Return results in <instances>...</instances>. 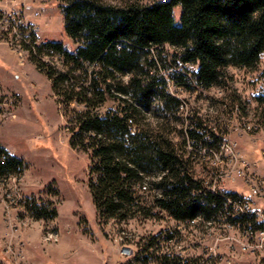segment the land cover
I'll list each match as a JSON object with an SVG mask.
<instances>
[{"label":"trees","instance_id":"obj_1","mask_svg":"<svg viewBox=\"0 0 264 264\" xmlns=\"http://www.w3.org/2000/svg\"><path fill=\"white\" fill-rule=\"evenodd\" d=\"M59 6L65 35L79 45L69 49L61 41H42L35 43V51L30 50V59L51 80L63 102L83 106L74 108L72 144L91 150V169L97 179H90V188L99 213L127 217L138 208L147 216L156 208L176 221L198 217L200 229L206 220L218 222L224 196L204 188V179L195 176L196 152H190L188 142L193 141L195 147H218L217 131L228 127L217 124L216 129L193 109L183 112L181 104L186 100L180 90L208 97L199 88L209 92L232 87L231 67L258 70L264 53V0H156L146 4L131 0L122 5L105 0H60ZM167 45L173 48L171 53ZM57 58L64 68L57 65ZM169 81L175 92L168 89ZM233 88L221 112L245 113L248 102ZM112 99L124 107L102 115L98 109ZM155 99L160 100L157 106ZM255 101L258 128L264 129V92ZM171 113H178L180 119V145L168 135ZM151 120L157 128L149 126ZM0 156H5L0 175L19 174L21 160L1 145ZM144 185L149 192L142 191ZM141 193L152 195L150 206ZM229 194L239 197L236 191ZM30 209L38 219L57 213L46 205L35 204ZM229 220L257 226L245 216ZM161 237L160 233L140 241L134 257L139 264H202L203 257L186 258L177 251L158 254L161 240H172L174 235ZM205 262L217 264L218 259L208 257Z\"/></svg>","mask_w":264,"mask_h":264},{"label":"rangeland","instance_id":"obj_2","mask_svg":"<svg viewBox=\"0 0 264 264\" xmlns=\"http://www.w3.org/2000/svg\"><path fill=\"white\" fill-rule=\"evenodd\" d=\"M105 1L122 5L131 0ZM137 1L146 4L156 0ZM59 2L0 0V9L22 12L24 23L36 24L42 41H61L69 49H74L79 43L65 35ZM179 11L178 8L177 17ZM4 30H0V145L21 160L17 169L20 177L11 184L22 193L24 202L12 210L13 219L17 222L14 238L7 234L11 228L0 208L2 259L8 264H139L134 258L135 253L132 256L123 254L124 245H129L136 252L143 238L161 233L162 239L169 234L174 238L161 240L160 247H157L158 254L175 253L185 244H192L193 247H185L184 257L199 259L212 252L216 254L217 264H256L260 261L261 255L242 250V238L235 232L227 238H220L213 234L214 228L207 236L203 234H209L208 231L204 233L203 229H198L195 236L184 237V242L180 241L178 222L159 213L156 208L151 209L147 216L138 208L133 209L127 217H110L99 213L90 188V179H97L91 169V150L72 144L74 108L83 109V106L63 102L53 91L51 80L29 56L22 57L14 49L13 35ZM165 49L169 53L173 51L170 45ZM55 61L58 66L65 67L58 58ZM229 71L233 77L232 87L223 90L212 88L208 92L209 98L189 89H181L180 93L186 100V108L193 109L213 123L219 119L226 122L231 139L250 162V168L264 177V129L259 127L256 131H244L242 127L245 123H258L254 108L255 97L264 92V53L257 71L234 67ZM163 73L169 78V72L163 70ZM232 88L248 102L245 113L221 112L223 102L229 103ZM168 89L175 92L171 81ZM158 104L160 100L155 99L154 105ZM123 107L120 100L112 99L106 101L98 111L103 115L108 110L120 111ZM169 119L168 135L180 145L178 113H171ZM150 122L152 129L157 128L153 120ZM206 167L194 163L195 176H208ZM245 179L233 174L222 179L221 185L229 191L247 195L249 188ZM0 190L5 192V185ZM141 195L150 206L152 195ZM254 201L264 208V200L257 198ZM35 204L56 209V216L36 218L30 209ZM18 241H22V246L18 249L17 244L15 249ZM11 242H14L11 247L15 250L6 249Z\"/></svg>","mask_w":264,"mask_h":264},{"label":"built area","instance_id":"obj_3","mask_svg":"<svg viewBox=\"0 0 264 264\" xmlns=\"http://www.w3.org/2000/svg\"><path fill=\"white\" fill-rule=\"evenodd\" d=\"M1 29H5L8 33L13 35L12 45H14V49L18 51L22 57H24V55L30 57V50L32 49L35 51V43L42 42L39 37L36 24L24 23V15L22 12L15 9L12 11L0 9V30ZM1 33L5 32L1 31ZM194 84L196 85V82H194ZM199 91L204 93V95L208 93L202 88H199ZM217 124H220L222 128L223 126L228 127L226 126L227 123H223L222 119L213 123L215 128L217 127ZM242 127L244 131L258 130V124L245 123ZM229 130L230 128H227V131H217V134L220 137L218 147L207 145L195 147L193 141H189L188 149L190 152H196L194 157L198 163L207 166L208 176L206 175L201 177L204 179V188L210 189L216 193H221L224 196L223 206L218 212V227L213 229V234H217L220 238H227L235 232L242 238H240L242 250L251 251L261 255L262 258L256 264H264V208L256 204L254 201L257 198L264 200V177L259 176L253 169L250 168V162L245 159L242 152L231 139V131ZM4 161L5 156H0V162L4 163ZM219 167H228V174H219ZM233 174L246 178L245 182L249 188V194L242 195L239 193V197H233L229 194V190L225 189L221 185L222 179L224 180ZM19 177L20 174H12L10 176L0 175V185H5V192L0 194V208L3 209L5 221L8 222V226L11 228L10 231H7V234L11 235V238H14L12 237L15 236L13 231L17 226V222L13 219L12 210L19 207V205L24 202L22 193H20L19 190L16 191V187L13 188V184H11L12 181L16 183ZM142 191L149 192V190H147V185L146 188H142ZM246 208L257 209V216H246ZM160 213L164 214L169 219H174L165 210H161ZM244 216L254 219L257 226L252 224H241L239 221L234 223L229 220V217L238 219ZM177 222V230L180 233V241L184 242V237L196 235L195 231H187V224H196V226H198V217L187 221ZM203 235L207 236L210 234ZM17 244L19 245L18 249H20L22 241L15 243V249L17 248ZM11 245H14V242H11L6 249L13 250L14 247H11ZM185 247H193V245L185 244L183 249L177 250V253L184 256ZM134 253L135 251L129 245L123 247L124 255L132 256ZM213 254L214 253L212 252L208 253L207 257H204L202 260V264H208L205 262V258H216V254ZM0 264H8V262L0 257Z\"/></svg>","mask_w":264,"mask_h":264},{"label":"bare ground","instance_id":"obj_4","mask_svg":"<svg viewBox=\"0 0 264 264\" xmlns=\"http://www.w3.org/2000/svg\"><path fill=\"white\" fill-rule=\"evenodd\" d=\"M187 106L188 105L185 102L183 104H181V108L183 109V112H184V109L188 112V108H186ZM187 112H186V114H187ZM183 116H184V114H183ZM219 174H228V167H219ZM143 188H146V185H144ZM0 189H2V185H0ZM1 193L2 192L0 190V194ZM246 215H248V216H257V209L246 208ZM199 220H200V218H198V223H199ZM216 227H218V222H214V223H212L211 221L207 222L205 224V226H204V229H203L204 233H208L211 229H213V228L215 229ZM198 229H200V227L196 226V224H187V231H195V230H198ZM209 234H210V232H209ZM124 246H127V245H124Z\"/></svg>","mask_w":264,"mask_h":264}]
</instances>
